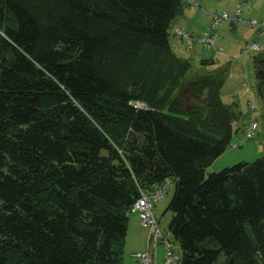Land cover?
Segmentation results:
<instances>
[{
	"label": "trees",
	"instance_id": "1",
	"mask_svg": "<svg viewBox=\"0 0 264 264\" xmlns=\"http://www.w3.org/2000/svg\"><path fill=\"white\" fill-rule=\"evenodd\" d=\"M187 4L0 0V264H124L133 204L169 179L181 264H264V155L206 173L239 129L217 75L183 80Z\"/></svg>",
	"mask_w": 264,
	"mask_h": 264
},
{
	"label": "rangeland",
	"instance_id": "2",
	"mask_svg": "<svg viewBox=\"0 0 264 264\" xmlns=\"http://www.w3.org/2000/svg\"><path fill=\"white\" fill-rule=\"evenodd\" d=\"M243 1L244 0H202L201 4L204 12L201 11V8L191 5V8L199 10L200 12V15H197V18L193 19L194 26L192 27V31L194 36L195 38H199L205 33L213 34L215 36V43L212 48L198 41H188L177 37L172 34V28L170 31V42L171 46L175 49V53L181 59L188 60L192 64L191 69L183 80L191 81L205 74L217 75L222 84L220 89L222 101L230 106V110L236 112L234 126L239 130L237 133H234L232 143L226 152L207 167V174L218 172L240 162H253L264 155V107L257 93L253 63L254 56L258 54L263 55L264 50L252 51L247 54H244L242 51L246 43L258 41V38H260L258 41L259 44L264 47V34L260 36L258 29L245 23L231 22V19L237 11V4ZM242 11V18L251 17V19L256 18L262 21L260 16H264V0H253L250 3H243ZM211 12L218 14L227 13L230 19L224 20L218 24H213ZM204 60H213L214 64L205 65L203 64ZM183 80H181V82H183ZM171 86V82H168L162 93L166 94ZM181 88L172 87L170 89L171 96H176ZM182 94L184 104L193 103L199 111L206 110V93H199L195 98L194 95L192 96V92L186 88L183 90ZM252 120L258 123V129L255 131L253 138L245 139ZM239 140L243 141V144L234 148L233 144ZM168 181L172 182L171 179ZM173 193L174 186L167 197L159 201L158 205L160 209L163 203L172 197ZM164 210H160L157 215L161 216L163 219V227L166 233H169L168 228H166L169 216H162ZM137 230L136 233L135 231L133 232L135 238H137L136 235H138V233H146L143 227H137ZM139 244L140 242L137 241V246ZM132 246H134L133 242L129 245L126 243L124 250L125 260L130 256L131 258H135V256L133 255L132 257L129 252ZM176 248L180 251V246L177 242ZM126 263L131 264L128 262ZM157 264H165V250L162 245L158 248Z\"/></svg>",
	"mask_w": 264,
	"mask_h": 264
},
{
	"label": "built area",
	"instance_id": "3",
	"mask_svg": "<svg viewBox=\"0 0 264 264\" xmlns=\"http://www.w3.org/2000/svg\"><path fill=\"white\" fill-rule=\"evenodd\" d=\"M253 0H244L237 4V11L234 17L231 19L232 23H245L253 28L258 29L259 35L264 34V20L257 19L246 20L242 16V4L250 3ZM188 3L199 6L198 0H187ZM213 24H218L224 20H229L230 16L227 13L218 14L212 13ZM172 33L177 37L186 39L188 41H198L205 44L209 48H212L215 43V36L211 33H205L199 38H195L189 31L175 27L172 29ZM263 47L259 42L247 43L243 47V53L247 54L252 51H262ZM135 107H145L143 102H133ZM258 129V123L252 120L250 127L248 128L246 138L251 139L255 135V131ZM243 144V141L239 140L233 144L234 148H237ZM173 188V182H164L156 186L152 190L141 189L140 197L135 201L132 206V211L138 214L141 224L148 230L147 248L143 252L135 253L134 256L137 259V264H155L158 256V247L162 245L165 250V264H181V252L176 248V241L172 234L166 233L160 218L156 214L157 203L165 198Z\"/></svg>",
	"mask_w": 264,
	"mask_h": 264
},
{
	"label": "crops",
	"instance_id": "4",
	"mask_svg": "<svg viewBox=\"0 0 264 264\" xmlns=\"http://www.w3.org/2000/svg\"><path fill=\"white\" fill-rule=\"evenodd\" d=\"M199 1V3H200V5L199 6H197V7H199V8H201L202 9V4H201V1L202 0H198ZM206 1V0H205ZM191 5H194V4H191V3H188L185 7H184V9H183V11H182V13L180 14V15H178L174 20H173V22H172V24H171V27L172 28H175V27H179V28H181V29H184V30H186V31H189V32H191L192 34H193V36H194V33H193V31H192V27L194 26V24H193V19H196L197 18V15H200V12H199V10H195V9H193V8H191L192 6ZM194 6H196V5H194ZM201 11H203L204 12V10L202 9ZM213 12H211L210 14H212ZM261 17V19H262V21L264 20V16H260ZM243 19H246V20H250L251 19V17H244ZM252 19H256V18H252ZM258 20V19H257ZM259 33V32H258ZM263 35V34H262ZM262 35H260V36H262ZM195 37V36H194ZM259 40H260V38H258ZM258 40V41H259ZM255 42H257V41H255ZM247 44V43H246ZM263 47V46H262ZM173 48V47H172ZM263 50H264V47H263ZM173 51L175 52V49L173 48ZM259 56H262V55H260V54H258ZM257 55V56H258ZM264 55V54H263ZM167 197V196H166ZM165 197V198H166ZM170 199H171V197L167 200V201H165L164 203H163V205H162V207H161V209H160V207H159V202L157 203V206H156V214H159L158 212L161 210V211H163L164 209V212H163V214H162V216L163 217H165L166 215H168L169 216V219H168V221H167V223H166V228H168V230H169V223H170V220H171V217H172V214L170 213V212H166V209H167V206H168V204H169V201H170ZM166 207V208H165ZM132 214L130 215V221H129V225H128V233H127V240H126V243H127V245H129L130 243H134V246H132V248L131 249H129V252H130V254L132 255V257H133V255L135 254V253H138V252H143V251H145L146 250V248H147V237H148V230L141 224V221H140V218H139V216H138V214L137 213H135V212H131ZM159 218H160V220H161V223H162V218H161V216L159 215L158 216ZM142 225V226H141ZM163 225V224H162ZM137 227H139V228H141V227H143L145 230H146V233H138V235H136L137 236V238H135V236H134V234H133V232L135 231V233L138 231L137 230ZM137 241H139L140 242V244L137 246ZM159 248V247H158ZM157 251H158V249H157ZM157 261H158V256H157V260H156V262H155V264H157ZM126 262H128V263H131V264H137V259H135L134 257L133 258H131V256L128 258V259H124V264H127Z\"/></svg>",
	"mask_w": 264,
	"mask_h": 264
}]
</instances>
